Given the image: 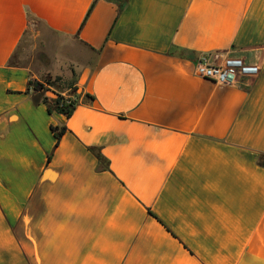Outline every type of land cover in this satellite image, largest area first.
I'll use <instances>...</instances> for the list:
<instances>
[{
	"label": "crops",
	"instance_id": "0c3cea01",
	"mask_svg": "<svg viewBox=\"0 0 264 264\" xmlns=\"http://www.w3.org/2000/svg\"><path fill=\"white\" fill-rule=\"evenodd\" d=\"M38 27L60 44L9 66ZM46 76L71 118L26 91ZM0 264H264V0H0Z\"/></svg>",
	"mask_w": 264,
	"mask_h": 264
},
{
	"label": "trees",
	"instance_id": "16d2710c",
	"mask_svg": "<svg viewBox=\"0 0 264 264\" xmlns=\"http://www.w3.org/2000/svg\"><path fill=\"white\" fill-rule=\"evenodd\" d=\"M94 3L90 6L82 24L80 27L83 26L84 22L90 15ZM17 52V51H16ZM16 53L10 58L8 64L9 66L16 67L18 64L15 61ZM44 85L47 87L45 88ZM62 87L63 89L69 91L66 96L62 95L61 93L57 92L56 87ZM52 90L53 97H48L45 93ZM27 92H33L40 96L41 102L47 107V111L49 114L55 112L59 115H63L66 119L72 117L76 105H77V98H76V91L77 88L74 85V82L71 83H63L62 79L59 77L51 78L50 76H46L42 81H30L27 87ZM86 99L92 101V97L86 95ZM50 131L53 137L56 139L55 146L57 147L62 137L68 132L66 126H50ZM99 161H101L100 157H98ZM51 160V156H48V162Z\"/></svg>",
	"mask_w": 264,
	"mask_h": 264
},
{
	"label": "built area",
	"instance_id": "2783aa9c",
	"mask_svg": "<svg viewBox=\"0 0 264 264\" xmlns=\"http://www.w3.org/2000/svg\"><path fill=\"white\" fill-rule=\"evenodd\" d=\"M258 72L257 65L246 64L242 59L234 57H224L214 64L204 56L194 64L196 76L221 86H236L243 79L255 77Z\"/></svg>",
	"mask_w": 264,
	"mask_h": 264
},
{
	"label": "rangeland",
	"instance_id": "374dc122",
	"mask_svg": "<svg viewBox=\"0 0 264 264\" xmlns=\"http://www.w3.org/2000/svg\"><path fill=\"white\" fill-rule=\"evenodd\" d=\"M46 39H42L40 36L33 35L28 33L24 40L22 41L18 51L16 52V63L18 65L29 66L31 70H38L40 68V62L46 56V46L45 43L47 40L53 41L55 44H60L59 40L56 37L51 36L43 27H38L37 29ZM45 77H42V81ZM46 88L47 86L44 85ZM62 88L60 86L56 87V90L59 91ZM67 91L66 94H68ZM48 97L52 98L53 95L49 94Z\"/></svg>",
	"mask_w": 264,
	"mask_h": 264
}]
</instances>
